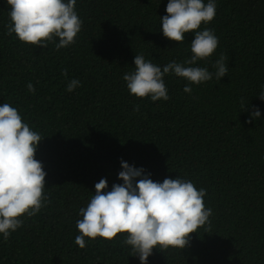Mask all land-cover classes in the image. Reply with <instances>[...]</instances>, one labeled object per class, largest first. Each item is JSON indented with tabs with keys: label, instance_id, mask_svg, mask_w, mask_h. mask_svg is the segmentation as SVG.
I'll return each mask as SVG.
<instances>
[{
	"label": "trees",
	"instance_id": "trees-1",
	"mask_svg": "<svg viewBox=\"0 0 264 264\" xmlns=\"http://www.w3.org/2000/svg\"><path fill=\"white\" fill-rule=\"evenodd\" d=\"M167 3L77 0L81 30L57 50L59 38L35 46L8 34L10 6L0 0V105L16 107L40 134L35 159L47 173L44 206L21 216L7 240L0 234V264H141L122 243L127 233L75 243L79 210L102 178L105 191L123 184L122 160L154 182H193L212 210L186 248H154L147 264H264V0H215L214 19L201 24L219 43L195 66L215 73L223 54L228 73L219 81L192 84L188 93L189 82L169 73L168 100L138 98L123 79L135 55L161 69L191 56L193 32L180 44L163 35ZM72 79L80 85L69 92ZM256 108L260 117L249 123Z\"/></svg>",
	"mask_w": 264,
	"mask_h": 264
},
{
	"label": "clouds",
	"instance_id": "clouds-1",
	"mask_svg": "<svg viewBox=\"0 0 264 264\" xmlns=\"http://www.w3.org/2000/svg\"><path fill=\"white\" fill-rule=\"evenodd\" d=\"M77 0H6L10 6L8 34L15 33L23 43L48 46L55 43L58 50L75 43L82 21L75 11ZM166 13L160 17L163 35L183 43L185 34L194 33L191 41V56L183 63L172 61L161 69L146 61L143 55H135L134 71L123 76L130 94L138 98L150 97L152 101L168 100L164 83L165 74H175L189 83L184 91L191 93L190 85H199L215 76L219 81L228 73L225 57L212 65L215 73L207 67L195 66L198 61L211 57L218 46V37L201 24L210 23L216 14L215 0H168ZM188 65V66H185ZM62 74L67 77V69ZM80 85L72 79L67 85L71 92ZM29 92H35L31 83ZM264 100V91L259 95ZM139 106L134 108L138 111ZM260 111H252L248 120L258 119ZM42 140L40 134L25 123L16 107L9 103L0 105V234L7 240L11 232L20 227L21 216H34L44 206L47 173L42 163L35 159V152ZM122 171L118 178L123 184H113L102 178L95 184V193L86 208H81L82 219L77 220L79 235L75 243L86 246V238L97 237L112 240L118 234L127 233L122 243L131 246L133 255H138L141 264H147L154 248L166 251L169 248L184 249L189 245L193 232L209 222L212 213L206 208L203 188L197 189L193 182L180 178H165L154 182L144 175L142 168L121 161ZM139 177L140 179H136Z\"/></svg>",
	"mask_w": 264,
	"mask_h": 264
}]
</instances>
